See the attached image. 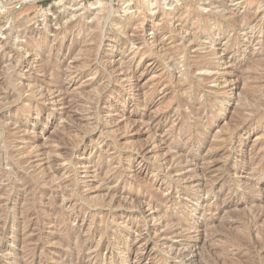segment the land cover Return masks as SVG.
Wrapping results in <instances>:
<instances>
[{
  "label": "rangeland",
  "instance_id": "obj_1",
  "mask_svg": "<svg viewBox=\"0 0 264 264\" xmlns=\"http://www.w3.org/2000/svg\"><path fill=\"white\" fill-rule=\"evenodd\" d=\"M263 196L264 0H0V264H264Z\"/></svg>",
  "mask_w": 264,
  "mask_h": 264
},
{
  "label": "bare ground",
  "instance_id": "obj_2",
  "mask_svg": "<svg viewBox=\"0 0 264 264\" xmlns=\"http://www.w3.org/2000/svg\"><path fill=\"white\" fill-rule=\"evenodd\" d=\"M156 9V8H155ZM176 11V10H175ZM181 12V11H180ZM200 13V12H199ZM188 14V13H187ZM93 16V15H92ZM95 16V15H94ZM113 16V15H112ZM111 16V17H112ZM210 17V16H209ZM214 17V16H213ZM250 18V17H249ZM237 19V18H236ZM239 19V18H238ZM241 19V18H240ZM239 19V20H240ZM197 20V19H196ZM204 20V19H203ZM119 21V20H118ZM241 21V20H240ZM109 22V21H108ZM223 22V21H222ZM102 23V22H101ZM207 23V22H206ZM103 24V23H102ZM188 24V23H187ZM222 24V23H221ZM225 24V23H224ZM226 26V25H225ZM185 27V26H184ZM183 27V28H184ZM208 28V27H207ZM222 28V27H221ZM194 30V29H193ZM196 30V29H195ZM105 34V33H104ZM194 34V33H193ZM192 34V35H193ZM237 36V35H236ZM202 39V38H201ZM11 42V41H10ZM80 42V41H79ZM82 42H83V39H82ZM100 44V43H99ZM81 49H83V48H81ZM21 53V52H20ZM72 53V52H71ZM96 53V52H95ZM170 53V52H169ZM94 54V53H93ZM172 54V53H171ZM94 56V55H93ZM46 57V56H45ZM75 57V56H74ZM47 58V57H46ZM94 58V57H93ZM22 59V58H21ZM48 60V59H47ZM52 60V59H51ZM204 60V59H203ZM45 61V60H44ZM196 61V60H195ZM254 62V61H253ZM11 63V62H10ZM46 63H47V61H46ZM54 63V62H53ZM256 63V62H255ZM42 64V63H41ZM56 64H58V63H56ZM3 65V64H2ZM206 66H207V64H206ZM6 67V66H5ZM12 67V66H11ZM61 67V65L60 66H58V65H56V66H53L52 68H54V69H61L60 68ZM201 68V67H200ZM196 69V68H195ZM254 69V68H253ZM40 70V69H39ZM43 70L47 73V72H50V70H52L51 69V67H48V66H46V65H44V67H43ZM55 70V71H56ZM5 72V71H4ZM53 72V71H52ZM6 73V72H5ZM8 73V72H7ZM6 73V74H7ZM2 74V73H1ZM5 74V75H6ZM53 74V73H52ZM48 75H50V74H48ZM3 76H4V73H3ZM15 76V75H14ZM18 78V77H17ZM34 82V81H33ZM58 82V81H57ZM184 82V81H183ZM49 83V82H48ZM51 83V82H50ZM49 83V84H50ZM62 83V82H61ZM61 83H57V87L60 89V87H61ZM193 84V83H192ZM191 84V85H192ZM39 85V84H38ZM45 85V84H44ZM26 86V85H25ZM254 87V86H253ZM256 87V86H255ZM85 88V87H84ZM3 89V88H2ZM47 89V88H46ZM48 89H50V87L48 88ZM56 89V88H55ZM62 89V88H61ZM252 89V88H251ZM65 90V89H64ZM258 90V89H257ZM63 91V90H62ZM66 91V90H65ZM173 91V90H172ZM185 91V90H184ZM83 92H86L85 90L83 91ZM174 92V91H173ZM198 92V91H197ZM248 92V91H247ZM68 93V92H67ZM257 93V92H256ZM68 95V94H67ZM66 95V96H67ZM252 95V94H251ZM68 97H70V96H68ZM31 98V97H30ZM73 98V97H72ZM75 98V97H74ZM34 99V98H33ZM255 99H257V98H255ZM69 100V99H68ZM68 100H67V102H68ZM74 100V99H73ZM173 100V99H172ZM210 100V99H209ZM72 101V100H71ZM174 101V100H173ZM253 101V100H252ZM263 101V100H262ZM253 102H255V101H253ZM73 103V102H72ZM69 104V103H68ZM188 104V103H187ZM186 104V105H187ZM256 104V103H255ZM176 105V104H175ZM261 105V104H260ZM46 106V105H45ZM202 106V105H201ZM262 106V105H261ZM74 107V106H73ZM75 108V107H74ZM199 108V107H198ZM201 108V107H200ZM71 110V108H70V105H68V107H67V109H65V111H64V113H67L68 114V110ZM75 110V109H74ZM4 111V110H3ZM183 111V110H182ZM70 113H71V111H69ZM69 113V114H70ZM74 113V112H73ZM146 113V112H145ZM68 114V115H69ZM179 116V115H178ZM77 117V116H76ZM148 117V116H147ZM21 118V117H20ZM192 118V117H191ZM159 119V118H158ZM203 121V120H202ZM5 122V121H4ZM3 123V122H2ZM197 123V122H196ZM205 124V123H204ZM12 125V124H11ZM239 125V124H238ZM3 126V125H2ZM234 126V125H233ZM7 127V126H6ZM155 128V127H154ZM194 128V127H193ZM153 129V128H152ZM176 129V128H175ZM180 129V128H179ZM204 129V128H203ZM46 130V129H45ZM68 130V129H67ZM198 130V129H197ZM156 131V130H155ZM201 131V130H200ZM182 132V131H181ZM186 132V131H185ZM195 132V131H194ZM57 133V132H56ZM55 133V134H56ZM172 133V132H171ZM189 133V132H188ZM182 134H184V133H182ZM58 135V134H57ZM175 135V134H174ZM172 136V135H171ZM58 137V136H57ZM209 137V136H208ZM19 138V137H18ZM227 138V137H226ZM12 139V138H11ZM202 139V138H201ZM62 141V140H61ZM170 141V140H169ZM180 141V140H179ZM68 142V141H67ZM72 142V141H71ZM193 143V142H192ZM223 143V142H222ZM169 144V143H168ZM214 145V144H213ZM175 146H177V145H175ZM174 146V147H175ZM6 147V146H5ZM72 147V146H71ZM65 148V147H64ZM192 148V147H191ZM68 149V148H67ZM175 149V148H174ZM23 150V149H22ZM63 150V149H62ZM65 150V149H64ZM25 151V150H24ZM122 151V150H121ZM144 151H147V149L146 150H144ZM160 151V150H159ZM224 151V150H223ZM26 152V151H25ZM62 152V151H61ZM65 152V151H64ZM219 152V151H218ZM15 153H17V152H15ZM63 153V152H62ZM67 153V152H66ZM144 153V152H143ZM162 153V152H161ZM185 153V152H184ZM64 154V153H63ZM212 154V153H211ZM217 154V153H216ZM224 154V153H223ZM227 154V153H226ZM69 155V154H68ZM145 155V154H144ZM178 155V154H177ZM176 155V156H177ZM64 156V155H63ZM146 156V155H145ZM156 156V155H155ZM219 156V155H218ZM220 156H221V154H220ZM66 157V156H65ZM171 158H172V156H170ZM215 158H216V156H214ZM150 158V157H149ZM167 158V157H166ZM171 158H170V160H171ZM185 158V157H184ZM225 158V157H224ZM246 158H248V157H246ZM254 158V157H253ZM2 159V158H1ZM151 159V158H150ZM213 160H214V158H212ZM218 159H221V158H219L218 157ZM153 160V159H152ZM188 160V159H187ZM162 161V160H161ZM166 161V160H165ZM17 162V161H16ZM169 162V161H168ZM219 162V161H218ZM55 163V162H54ZM246 163V162H245ZM222 164V163H221ZM244 164V163H243ZM18 165V164H17ZM52 165H53V163H52ZM52 165H51V167H52ZM216 165V164H215ZM220 165V164H219ZM218 165V166H219ZM217 166V167H218ZM242 166H244V165H242ZM247 166V165H246ZM19 167V166H18ZM54 167V166H53ZM226 167V166H225ZM248 167V166H247ZM213 167H211V169H212ZM216 168V167H215ZM235 168V167H234ZM240 168V167H239ZM246 168V167H245ZM211 169H209V170H211ZM237 169V168H236ZM248 169V168H247ZM215 170V169H214ZM228 170H229V168H228ZM120 171V170H119ZM175 171V170H174ZM217 171V170H216ZM225 171V170H224ZM232 171V170H231ZM171 172V171H170ZM233 172V171H232ZM241 172V171H240ZM222 173V172H221ZM227 174V173H226ZM233 174V173H232ZM235 174V173H234ZM139 175V174H138ZM221 175V174H220ZM166 176V175H165ZM222 176V175H221ZM32 177V176H31ZM139 177V176H138ZM167 177V176H166ZM219 177V176H218ZM217 178V177H216ZM215 178V179H216ZM29 179V178H28ZM201 180V179H200ZM197 181V180H196ZM171 182V181H170ZM108 183V182H107ZM33 185V184H32ZM36 188V187H35ZM57 188V187H56ZM154 188V187H153ZM147 189V188H146ZM43 190V189H42ZM7 191V190H6ZM44 191H46V190H44ZM152 191V190H151ZM70 192V191H69ZM191 192V191H190ZM42 193V192H41ZM50 193V192H49ZM68 193V192H67ZM2 194V193H1ZM26 194V193H25ZM70 194V193H69ZM189 194V193H188ZM194 194V193H193ZM12 195V194H11ZM52 195V194H51ZM159 195V194H158ZM22 196V195H21ZM25 196V195H24ZM73 196V195H72ZM189 196V195H188ZM226 196V195H225ZM9 197V196H8ZM53 197V196H52ZM105 197V196H104ZM158 197V196H157ZM264 197V196H263ZM196 198V197H195ZM223 198V197H222ZM1 199V198H0ZM135 199H136V197H135ZM142 199V198H141ZM157 199H159V198H157ZM163 199V198H162ZM197 199V198H196ZM201 199V198H200ZM121 200V199H120ZM165 200V199H164ZM21 201V200H20ZM60 201V200H59ZM115 201V200H114ZM138 201V200H137ZM149 201V200H148ZM160 201H161V199H160ZM256 201H258V200H256ZM49 202H50V200H49ZM48 202V203H49ZM139 202V201H138ZM157 202V201H156ZM162 202H163V200H162ZM169 202V201H168ZM195 202H196V200H195ZM61 203V202H60ZM103 203V202H102ZM111 203V202H110ZM151 203V202H150ZM261 203V202H260ZM55 204H57V203H55ZM107 204V203H106ZM255 204V203H254ZM256 204H258V203H256ZM59 205V204H58ZM110 205V204H109ZM155 205V204H154ZM195 205V204H194ZM5 206V205H4ZM57 206V205H56ZM263 206V205H262ZM170 206H168V208H169ZM57 208V207H56ZM167 208V207H166ZM254 208V207H253ZM46 209V208H45ZM53 209V208H52ZM59 209V208H58ZM165 209V208H164ZM47 210V209H46ZM51 210V209H50ZM231 211V210H230ZM263 211V210H262ZM4 212V211H3ZM49 212V211H48ZM47 212V213H48ZM261 212V211H260ZM22 213V212H21ZM53 213V212H52ZM58 213V212H57ZM36 214V213H35ZM34 214V215H35ZM163 214V213H162ZM164 214L166 215L167 213L166 212H164ZM258 214V213H257ZM3 215V214H2ZM261 215H262V212H261ZM57 216V215H56ZM167 216V215H166ZM260 216V215H259ZM175 217H176V215H175ZM178 217V216H177ZM3 218H5V217H3ZM173 218V217H172ZM177 219V218H176ZM40 220V219H39ZM45 220V219H44ZM172 219H171V217H168V223H170V221H171ZM165 222V221H164ZM176 222H177V220H176ZM68 223V222H67ZM179 223V222H178ZM38 225V224H37ZM107 225V224H106ZM105 225V226H106ZM110 225V224H109ZM225 225V224H224ZM188 226V225H187ZM237 226V225H236ZM183 227V226H182ZM96 229V228H95ZM61 230V229H60ZM177 230V229H176ZM236 230V229H235ZM3 231H5V230H3ZM2 231V232H3ZM101 231V230H100ZM254 231V230H253ZM1 232V231H0ZM34 232V231H33ZM97 232V231H96ZM39 233V232H38ZM69 233V232H68ZM254 233V232H253ZM41 234V233H40ZM77 235V234H76ZM129 235V234H128ZM233 235H235V234H233ZM245 235V234H244ZM253 235V234H252ZM69 235H66L65 237H64V239L66 240V239H68L69 237H68ZM96 236H97V234H96ZM123 236V235H122ZM239 236V235H238ZM62 237H63V235H62ZM61 237V238H62ZM53 239V238H52ZM92 239V238H91ZM122 239V238H121ZM58 240V239H57ZM77 240V239H76ZM90 239H88V241H89ZM248 240V239H247ZM42 241V240H41ZM126 241V240H125ZM230 241H231V239H230ZM244 241V240H243ZM60 242V241H59ZM260 242V241H259ZM42 243V242H41ZM44 243V242H43ZM86 243V242H85ZM64 244V243H63ZM262 244V243H261ZM260 244V245H261ZM249 245H251V244H249ZM248 245V246H249ZM68 246V245H67ZM252 246V245H251ZM85 245L83 244V243H80V244H77V245H71V247H70V250H74V249H81V250H83V249H85ZM232 247V246H231ZM63 251V250H62ZM61 251V252H62ZM78 251V250H77ZM222 252V251H221ZM59 253V252H58ZM61 254V253H60ZM32 255V254H31ZM50 255V254H49ZM65 255V254H64ZM76 255V254H75ZM82 255V254H81ZM241 255V254H240ZM67 256V255H66ZM222 256V255H221ZM240 257V256H239ZM55 258H56V256H55ZM77 258V257H76ZM220 258V257H219ZM233 258V257H232ZM58 259V258H57ZM43 260V259H42ZM76 261V260H75ZM211 261V263L213 262L212 260H210ZM225 261V260H224ZM48 262V261H47ZM79 262V261H78ZM86 262V261H85ZM215 262V261H214ZM213 262V263H214ZM221 263H223V260L222 261H220ZM39 263V262H38ZM67 263V262H66ZM72 262H70V264H71ZM220 263V264H221ZM226 263V262H225ZM252 263V262H251ZM50 264H51V262H50ZM69 264V263H68ZM77 264H85L84 263V261H80L79 263H77ZM249 264V263H248Z\"/></svg>",
  "mask_w": 264,
  "mask_h": 264
}]
</instances>
